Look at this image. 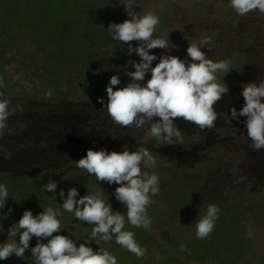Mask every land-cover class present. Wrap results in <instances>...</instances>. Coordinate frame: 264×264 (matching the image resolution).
<instances>
[{"label": "rangeland", "instance_id": "1", "mask_svg": "<svg viewBox=\"0 0 264 264\" xmlns=\"http://www.w3.org/2000/svg\"><path fill=\"white\" fill-rule=\"evenodd\" d=\"M120 3L123 0L116 1L118 23L128 19ZM138 3L140 7H134V11L140 15L151 11L160 17L154 38H169L177 46L167 54L190 61L186 49L189 44L196 43L214 62H229L232 71L218 73L219 81L226 83L229 92L215 105L216 111L222 113L216 127L200 132L194 124L178 118L175 123L183 132L184 144L162 145L144 129L115 125L103 104L79 98L80 101L74 102L75 112L69 109L67 102L55 105V117L62 121L58 139L65 143L69 157L78 160L89 149L120 152L125 145L130 151L140 146L148 148L156 157L157 166L144 171L155 172L160 179V193L152 198L154 203L148 212L163 210L158 218V231L166 242L165 247L170 240L167 232L176 237L174 255L182 258L187 255L180 245L186 244L190 233L195 234L196 221L206 213L207 206L218 205L221 211L214 231L207 239H199L208 243L203 246L206 258L185 264H264V149L253 151L248 146L246 117L232 120L229 127L223 115L230 116L233 107L237 111L242 108V85L264 80V14L255 11L241 17L229 6L230 0H138ZM110 39L109 45L89 52L85 60L68 61L64 76L57 78L49 74L47 64L38 61L32 41L19 42L16 48L8 51L5 68L11 76V87L7 94L27 93L39 98L43 96L45 84L54 81L74 97L78 85L74 75L78 71L97 79L105 78L108 68L116 72L134 71L129 62H139L140 57L136 53L128 55L127 44L111 36ZM205 39H210L211 43L204 45ZM136 44L132 42L133 47ZM150 54L159 57L166 53L157 48ZM157 62L154 61L153 66ZM149 78L150 73L145 82ZM53 118L45 125L49 129H53L57 120ZM79 132L83 139L77 137ZM196 136L202 138L200 142H196ZM90 176L95 177L78 170L81 180ZM56 182V193L73 187L77 191L85 188L79 179ZM115 185H107L104 198L108 199L113 211H126L114 196ZM86 194L85 190L80 196ZM230 220L236 233L230 230L227 222ZM237 238L242 244L231 245ZM145 248L153 254L151 264H179V257L175 258L166 249L146 245Z\"/></svg>", "mask_w": 264, "mask_h": 264}, {"label": "clouds", "instance_id": "2", "mask_svg": "<svg viewBox=\"0 0 264 264\" xmlns=\"http://www.w3.org/2000/svg\"><path fill=\"white\" fill-rule=\"evenodd\" d=\"M120 4L124 6L128 19L122 23H111L108 33L113 40L127 44V54L136 53L140 61L129 62L135 70L126 72L131 78L126 86L117 87L121 83L118 75L110 77L106 86L107 102L101 98L100 103L112 122L124 128L144 129L149 137L162 145L184 144L183 132L175 123L178 118L194 124L200 132L215 128L222 115L216 111L215 105L229 92L226 83L219 81L218 73L231 72L229 62H214L196 43L189 44L186 49L190 61L167 54L177 46L169 38H154L160 17L151 11L143 15L134 11V7H140L138 0H123ZM229 6L241 17L255 11L264 14V0H230ZM132 42H137V45L133 47ZM202 43L209 45L211 40L205 39ZM157 48L166 54L159 57L150 54ZM208 50L211 51L210 48ZM154 61H158L155 66ZM149 73L150 78L145 82ZM4 86V79L0 76V88ZM44 95L51 99V89ZM241 95L244 99L242 108L239 111L231 108L230 116L223 114L224 122L231 127L232 120L246 117L248 146L253 151H260L264 149V80L242 85ZM18 110L23 111L19 105L12 106L11 100L0 92V137L8 129L9 118ZM201 139L200 136L195 137L196 142ZM76 166L95 176L98 182L118 185L114 196L126 208V213L113 211L102 191H88L80 196L73 187L68 189L65 198L61 190L58 195L63 200L62 210L92 225L90 237L77 246L69 236L58 234L61 232L60 209L47 207L35 216L31 210H25L18 223L8 229L7 241L0 243V261H7L13 255L23 259L26 251L30 250L34 264H118L117 257L107 249L96 251L89 246L97 238L104 242L114 240L138 259L145 256L147 249L140 246L135 233L126 230L125 226L127 223L134 228L151 230L148 209L154 203L152 198L160 193V179L155 172L150 174L144 169L155 168L156 157L143 146L130 151L125 145L120 152L89 149L76 161ZM43 187L53 193L52 199L56 200L57 182L50 180ZM7 197L8 186L0 183V209L5 207ZM11 211L9 209V213ZM220 211L216 204L207 206L206 213L196 221L195 235L198 239H207L212 234ZM33 237L37 242L30 247ZM180 249L185 251L186 245L181 244Z\"/></svg>", "mask_w": 264, "mask_h": 264}, {"label": "trees", "instance_id": "3", "mask_svg": "<svg viewBox=\"0 0 264 264\" xmlns=\"http://www.w3.org/2000/svg\"><path fill=\"white\" fill-rule=\"evenodd\" d=\"M116 1L0 0V76L5 84L0 88V92L7 95L6 98L11 100L12 106L19 105L23 109L9 118L8 129L3 137H0V183H6L9 191L5 207L0 209V243L7 241L8 229L18 223L25 210H31L35 216L47 207L61 210L58 217L61 220V232L58 234L69 236L76 241L77 246L91 235L93 226L75 219L72 213L64 212L59 193H55L54 200L53 193L47 192L43 187L50 180L67 183L79 179L85 186L82 190L79 189V194L85 190L86 193L99 190L105 194L108 188L106 182H98L95 177L90 176L84 180L78 178V159L70 158L65 143L58 139V129L62 121L55 117L57 114L54 107L56 104L67 102L69 109L75 112L74 102L80 101L79 98L98 103L103 98L104 102H107L106 86L110 77L118 75L121 83L117 87H124L131 80L126 74L131 69L116 72L113 68H108L103 79L78 71L74 75L78 81L74 97L68 89L53 81L45 84L43 96L34 98L27 93L7 94L11 87V76L5 65L8 62V51L16 48L21 41H32L36 50L34 55L39 58L36 57L39 62L47 64L49 74L54 78L64 76L68 61L85 60L89 52L109 45L111 39L107 28L111 23H118ZM12 58L17 59L16 56ZM49 89L52 91L51 99L44 95ZM52 117L57 120L53 129H49L45 125ZM77 137L83 139L84 136L79 132ZM116 187L118 185H115ZM64 193L66 195L67 191L64 190ZM9 209H12L10 213ZM162 211L157 209L152 213L148 212L152 220L150 231L134 228L127 223L126 230L135 233V239L141 247L145 248L146 245L149 248L166 249V252L175 258L179 257V264L206 258L203 246H208V243L199 240L194 232L190 233V238L185 244V257L173 254V243L177 239L168 232L166 236L170 240H167L168 245L165 247L166 242L162 241V235L158 231V218L163 214ZM227 222L231 232L236 233L232 229L234 223L231 220ZM97 241H92L89 246L96 251L100 248L107 249L117 257L118 264H151L153 259L150 251L138 259L114 240L104 242L97 238ZM36 242L33 237L30 247H34ZM234 243L242 244L239 238L233 240L231 245ZM0 264H34V261L31 251L28 250L23 259L13 255L7 261H0Z\"/></svg>", "mask_w": 264, "mask_h": 264}]
</instances>
